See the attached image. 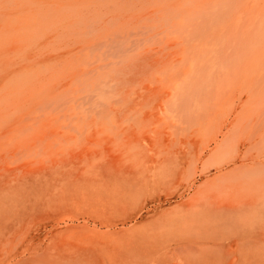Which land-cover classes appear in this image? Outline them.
Here are the masks:
<instances>
[{
    "label": "bare ground",
    "instance_id": "bare-ground-1",
    "mask_svg": "<svg viewBox=\"0 0 264 264\" xmlns=\"http://www.w3.org/2000/svg\"><path fill=\"white\" fill-rule=\"evenodd\" d=\"M94 1L91 0V2ZM242 1L245 2V0ZM238 2L237 4H239ZM70 4L72 5V3ZM261 4H263V0ZM86 5H88L87 0L85 11H87L89 6L86 7ZM219 7L221 8V5ZM226 8L225 11L227 10ZM240 8H242L241 5ZM47 9L48 11L50 10V3L49 8L47 5ZM247 9L246 17L249 16ZM48 11L45 13L53 14V11ZM77 11L76 9V13ZM89 12L90 10L87 13ZM257 12L256 14L260 18L259 10ZM22 13L19 11V14H15L17 15V20L21 22V24H16L17 30L24 26L31 28V23L36 16V14L33 16L28 12L27 14ZM43 13L41 14L42 16ZM243 13L241 18L244 20L246 18H243ZM54 14L55 18L56 13L54 12ZM59 14L62 13L59 12ZM256 14L255 16H257ZM12 15L14 16V14ZM12 15H8V17L10 16L9 18L6 17L8 18V23L5 18L6 25L12 23L10 21ZM44 15L46 16V14ZM45 16L43 19L47 21L45 19L47 16ZM65 17L67 16L64 15L62 21ZM78 17L83 18V15ZM261 17H263V14ZM213 18L214 20L209 25L211 30L209 32H206V29H204L206 25H204L202 32L192 31L188 36L184 35L182 39L179 36L167 38L168 36L164 35L168 44L171 41L175 42V45L182 44L176 50V53H179L177 58H168L165 55L160 57L155 63L138 62L141 54L147 51L148 43L151 42L152 47L163 46L158 43L161 40L158 37L160 32L157 34H150V32L141 34L132 31L133 33L131 34H124V32L122 34L121 32L120 34H104L99 37H89L87 40L88 46L86 44L74 48L76 51L72 53L76 55V61L72 60L74 65L71 66L72 68L74 67V71L72 70V74H74L72 84L74 83V85H71V82L70 85L68 84L69 86L67 84L66 86L57 82L49 83L48 81L47 84L43 83V81L42 83L34 81L30 83L27 80L26 82L13 85L5 84L1 86L0 84V154L3 151H5V154L7 153V147L14 137H17L15 136L16 134L25 132V138L27 136L29 138L30 135L33 136L34 133L27 129L34 126L38 128L41 126L37 131H43L46 126H53L57 131L74 132L73 135L78 136V139L86 138V136L88 137L96 131L104 135L103 138L96 139L85 145V147L78 148L77 145H74V152L70 154H68V150L66 151L67 153H57V151L54 153L56 155H50L49 158L45 155L46 152L43 149L44 142L47 140L39 142L41 140L35 137L41 132L39 134L36 133L34 135L35 138L30 136L34 140H39L38 143L37 141L36 143H30L33 141L32 138L30 139L31 141L27 138V142L23 141L24 139L22 140V138L19 139V137H17L18 141L17 138L14 139L15 143L21 140V146L23 144L22 141L25 144L27 143V145L21 152H14L15 154L20 152V156L16 159L17 163L11 164L14 161L11 162L10 160V163L9 158L0 159V177L7 178L16 172L15 174L19 173L24 177V181H14L11 186L0 188V210L5 207L17 211V214H14L15 216L9 217L6 214L9 217L8 220L21 223L27 221L31 225H13L11 230H0V264H264V108L261 109L263 105L260 104L264 103V99L262 97L259 100L262 95L258 99L256 98L257 100H253L254 98L251 97L248 105L245 103L247 106L244 104V108L239 110L234 101L235 99L228 98L230 100H227L224 98L223 93H220L222 87L220 70H225L222 71L225 72V75L221 76V78L224 77V82L229 81V79L234 77L236 65L240 64V61L238 63L237 60V51H245V54L243 53L244 56L247 55L248 51L264 50V38H258L259 41L255 40L256 42H254L246 36L243 38L248 28L244 29L246 31L243 32L238 31L239 35L244 33L239 37L243 46L239 47L241 44L238 45L237 34L235 33V35L232 29L231 31L230 29H225L227 25L223 27L221 22L216 20V16ZM232 18L234 19V17ZM255 20L248 18V20H245V22L247 21L246 26L250 27V21L255 23ZM13 22L15 23L14 20ZM260 22L263 23V21L258 23ZM38 24L37 26L41 31L43 27L40 28ZM41 24H44L45 27V22ZM52 24L55 25V23ZM232 27H234V24ZM235 30L237 31V29ZM251 30V34L255 33L253 32L254 29ZM62 31L63 29L60 31L63 34ZM41 32L38 31V34ZM65 33H69V31ZM61 35L60 38L62 37ZM106 41L107 43L103 44L106 49H101V52L96 51V44L102 45ZM92 45H94L93 48H96L95 50L91 48ZM106 45L109 47L107 48ZM170 46L173 45L171 44ZM150 47L148 48L150 49ZM120 52L122 54H117ZM22 54L24 53L22 52ZM147 54H150V52ZM249 57L251 59V56ZM28 59H33V57ZM262 59L263 57L260 58V61ZM254 61L257 62L256 60ZM241 62L247 64L250 61L244 56ZM2 65L5 64H1L0 67ZM254 66L256 65L254 64ZM45 67L47 68L46 65ZM66 67L68 68V65ZM239 68L237 73L240 74ZM30 69L32 68L28 67L27 71L23 70V72L25 71L29 74ZM249 69L248 71H250ZM14 71L11 73L16 74ZM16 71L18 72V70ZM35 71L38 72V67L37 70L35 68ZM30 72L31 74L33 73L32 70ZM37 72H35V76ZM58 74L57 72L56 75ZM64 75H67V72ZM145 80H149V82L151 81L152 84L154 83L157 86L169 87L162 95L165 107H160V111L159 109H151V112L150 109L146 108L147 102L144 103V100L137 99L138 95L132 96V88L140 86ZM228 87L226 86V88ZM172 89L175 90L174 94L176 96L174 98L171 97L170 93L167 94ZM64 95L66 100H72L73 102H71L72 106L69 107L72 112L70 115L67 114L69 118L66 115V117L62 115V111L67 107L65 106L66 104L63 101L64 105L59 102L64 99ZM22 97L27 99V103L23 107H18L16 104L19 101L17 99L16 101L18 102H15V99L21 98L22 100ZM146 99L148 100V98ZM160 101L162 102V100ZM58 102L64 106V109L60 108L61 104H57ZM13 103L16 104L14 105ZM259 104L261 105L260 109ZM55 105L60 106L58 107L59 110ZM67 105L69 104L67 103ZM150 107L154 108L151 105ZM173 113L180 116L183 123H179L175 127L171 123L173 128L167 129V131L160 128H144V130L141 128V121L148 118L160 120L162 114L171 120L173 119L171 117L175 116ZM64 117L65 119H62ZM99 123L102 127L113 125L111 129L115 127L116 131H112V133L101 131ZM42 126H45L44 129H42ZM50 127L47 129L51 130ZM48 130L43 131L44 135L42 136L45 137L50 132H47ZM64 131L63 133H55V135L60 133L58 139L63 138L67 134ZM22 135L20 134V137ZM49 136H52V134ZM53 137L49 138L54 139ZM114 137L121 141L119 148L109 143ZM156 137L159 140H168V142L166 141L167 144L160 148L161 150L157 148L158 152L156 155H151L150 151L155 146L154 140ZM49 138L48 140H50ZM78 139L76 141H79ZM85 140L82 139L84 142ZM28 141H30V144H28ZM53 141L55 143L58 142ZM177 141L179 142L178 144L185 142V149L181 148L182 151L180 150L184 152L182 155L174 149V144ZM64 142L66 143V141ZM211 144H214V146L205 160L203 157L207 149L211 147ZM162 145L164 144L160 143L159 146ZM14 146L16 145L14 144ZM14 146L10 147L14 148ZM50 147L46 146L47 150ZM22 148L24 147L22 146ZM100 149L106 152V156L105 158L97 159L94 157L93 152ZM10 155L6 156L12 158V155ZM144 156L146 157L144 158ZM201 164V172L213 168L216 174L214 177H212L214 174L211 177L209 176L211 179L204 182V185L198 189L196 188L197 190L192 189L193 191L195 190L192 197L184 198L185 192L195 184L196 173L200 170ZM54 169H58L57 172L60 176L57 177L50 174V171ZM13 177L16 176L14 175ZM22 177L20 178L22 179ZM120 183L126 184L128 195L133 196L135 201L137 199L138 203L141 202L140 193L166 187L173 188V195L179 193L178 201L180 203L177 205V209H173L172 217L171 214L165 215L166 211H164L161 215L160 224L156 225H151V222H149L150 225L145 223L138 227L134 226V223L132 225L122 224L121 227H118L119 225H108L110 227L103 230L96 225L92 229H84L85 223L81 230L72 232L69 229L73 225H60V220H56V217L64 212L63 208L65 206L63 207V205L66 204V207H68L67 202L70 201L66 195L58 196L56 194H60V190L61 192L68 190L74 195V199L77 200L78 196L84 199L83 203L80 204L82 207L83 205L87 207L95 218L106 217L108 220L114 221V224H118L116 218L119 216V211L126 208L129 202L132 203V201L127 199L129 196L122 197L115 193V191L118 192L115 187ZM52 187H56L59 192L55 190L58 193L53 194ZM26 193H34L39 201L35 200L34 204H30V201L24 198ZM2 197L9 198V201L5 202ZM213 202L230 207L232 215L228 217L226 214H214L208 210L209 208L201 211L197 210L199 207L197 208L196 205ZM187 203L194 205L193 207H196V211H192L190 207L183 206ZM77 204L78 207H81L79 202ZM75 206L76 204L71 208ZM170 207L172 206L168 208ZM75 208L80 214L79 208ZM64 209L67 210L66 208ZM81 213H84V210ZM93 215L89 214L92 217ZM169 215L171 218H168ZM81 216L84 215L81 214ZM121 218L123 219L124 216ZM48 219L56 221L58 224L53 225L50 230L47 236L49 241L46 242L41 239L35 241L36 236H31L32 229L37 227L39 230L42 226L40 224ZM120 219L119 221H121ZM61 220V222L68 224L67 220ZM99 220L103 221L102 219ZM195 223L201 225H194ZM233 224L238 226L240 234L232 232L230 226ZM88 225L86 224V226ZM219 226L225 228L224 234L217 232ZM197 228H200V231H197ZM153 230L156 231V235L150 233ZM6 235L7 237L5 238ZM11 240L17 241L18 245L15 250L8 251V247H5L6 242ZM211 242L218 243V246H215L216 249H210L212 244L209 245L210 247L206 246L207 243ZM191 251L197 252L189 256L188 253Z\"/></svg>",
    "mask_w": 264,
    "mask_h": 264
},
{
    "label": "rangeland",
    "instance_id": "rangeland-1",
    "mask_svg": "<svg viewBox=\"0 0 264 264\" xmlns=\"http://www.w3.org/2000/svg\"><path fill=\"white\" fill-rule=\"evenodd\" d=\"M75 1L76 0H29V1L28 0H0V66H1V64H5V65H2V67L4 66L5 68L0 67L1 68V70H0V84H1V86L5 85V84H12V85L15 83L18 84V83L26 82V80H27V82L29 81L30 83L34 82V81L37 83H42V81H43V83L48 84V81H49V83L57 82V83H61L64 85H66V84L70 85V82H71V85H74V83L72 84V82L74 81V74H72L74 71V67L73 68L71 67L74 65V62H72V60L74 61L76 59V55H74L76 50L74 48L78 47L79 45H86L88 42L87 40L91 36L92 37L93 36L99 37V36L104 35V34H110V35L111 34H120V32H121V34H122V32H124V34H127V33L131 34V33H133L132 31H135V33L139 32L141 34H144V33L148 34L149 32H150V34H155V33L157 34L158 32H160L159 34L161 37L159 35H158V37L161 38V40H159L158 43H160L163 46L159 47L157 45L156 47H152L151 42L148 43V47L151 46L150 47L151 50L148 47H147L148 49L146 48V50H147L146 52L145 51L143 52V50H141L143 53L138 58V62H143V63H150V62L155 63L160 59V57H164L165 55L168 58L169 57L170 58H177L179 53H176V50H178L182 46V44L181 45L180 44L175 45L176 43L173 41H171L168 44L166 42L165 36H168L167 38H171V36H179L182 39L184 35L188 36V34H190L192 31L197 30L200 33V32H202V30L206 29V32H209V31H211L209 25L211 24V21L214 20L213 17H215V16L217 18L216 20L220 21L223 27L225 25L228 26L230 24L228 27L226 26L225 29H227V30L230 29V31L232 29L234 34L235 33L237 34V35L235 34L238 37L237 41L239 40V37L244 34V33H242L241 35H239L238 31L243 32V31H246L244 29H247V28H248L247 29L248 31L245 32L243 38H245V36H246L247 38H250L254 42H256L257 40L259 41L260 38H264V36H262V35H264V33H263V31H264V18H263L264 17V0H263V4H261L262 0H259V1L258 0H254V1L253 0H245V2L240 0L242 2V4L239 0H234V1L233 0H170V1L169 0H95L94 2H91V0H87L88 5H89V6L86 5V7L88 6L87 11H85L86 10V8H85L86 0L85 1L84 0H77L76 2ZM79 1H80V3H79ZM83 1H84V4H83ZM34 2H35V4H34ZM234 2H236V3H234ZM237 2L241 5L242 8H240V5L237 4ZM49 3H50V10L53 11V14L51 13V15L49 13H45L46 11H48L47 5L49 8ZM70 3H72V5ZM224 3H227V4H224ZM252 3H254V4H252ZM222 4H224V5H222ZM79 5H81V6H79ZM82 5H83V7H82ZM165 5H166V8H165ZM220 5H221V8L219 7ZM256 5H257V7H256ZM227 6H229V7H227ZM230 6H232V7L230 8ZM235 7L237 8V10ZM79 8H80V10H79ZM81 8H82V10H81ZM219 8L222 10H220ZM225 8L227 9L226 11H225ZM252 8H253V10H251ZM257 8L259 10V17L260 18H258V15L256 14V13H258L257 12L258 10H256ZM259 8L260 9L262 8V9L260 10ZM59 9H60V11H59ZM76 9L78 10L77 11L78 14L76 13ZM246 9H247V13L249 14V16H247V17H246ZM50 10L48 12H50ZM56 10H58V11L56 12ZM74 10H75V13H74ZM89 10H90V12L87 13ZM155 10H156V12H154ZM8 11H11V12H8ZM19 11H20V13L23 12L25 14H27V12H28L29 14H32L33 16H34V14H36V16L34 17V20L31 23V28L24 26L23 28L21 27L20 29L17 30L16 24H19V23L21 24V22H19V20H17V15H15V14L16 13L19 14ZM41 11H42V13L44 12L43 16L41 15L42 14ZM224 11H225V14H224ZM54 12L56 13L55 18H54V16H55ZM59 12L62 14H59ZM65 12H66V14H65ZM81 12H82L83 18H80V17L77 18V16L82 17ZM70 13H71V15H70ZM233 13H234V16H233ZM242 13H243V18H246L244 20L241 18ZM253 13H254V15H253ZM12 14H14L15 18ZM44 14H46L47 17ZM255 14L257 16H255ZM262 14H263V17H261ZM8 15H12V19L15 21V23H14L13 20L10 19V21H12L11 24L15 25V26L12 25L13 28L11 27V24L6 25V20L10 17V16L8 17ZM40 15H41V17H40ZM58 15H59V17L57 18ZM64 15L67 17H65L62 21V18L64 17ZM229 15L230 16L232 15V16L230 17ZM235 15H236V17H235ZM238 15H239V17H238ZM44 16L46 17L45 19H47V21H49V22H47L43 19ZM253 16H255L258 20ZM6 17H8V18H6ZM232 17H234V19ZM3 18H4V20H3ZM5 18H6V20H5ZM238 18H240V19L238 20ZM248 18L253 19V20L256 19L257 21L255 20V23L250 21V27H247L246 26L247 21L245 22V20H248ZM37 19H39V20L36 21ZM50 20H52V21L50 22ZM57 21H59L60 24L57 23ZM232 21L234 22L233 23L234 27H232L233 26ZM259 21H263V23L262 22L258 23ZM43 22H45L46 28L44 27V24L43 25L41 24ZM3 23H5V24H3ZM7 23H8V20H7ZM36 23L37 24L39 23L38 25H40V28L43 27L45 29L43 30V28H42V30H41L42 32H41ZM52 23H55V25H53ZM48 24H50V25H48ZM65 24H66V26H65ZM255 24H257V25H255ZM47 25H48V27H47ZM204 25H206V27L203 29ZM61 27L63 29V31H62L63 34L60 32L62 30ZM229 27H231V28H229ZM30 29H31V31H30ZM235 29H237V31ZM251 29H254V31H253V32H255V33H253L254 35L251 34V32H252ZM16 31H17V33H16ZM35 31H37L36 34H34ZM38 31L43 33V34H41V33L38 34ZM67 31H69V33L64 34V32H67ZM13 34H14V36H13ZM40 34H41V36H40ZM57 34H58V36H57ZM60 35L62 36L61 38H60ZM252 35L255 37L253 38ZM42 36H44V37H42ZM32 38H33L34 42L32 41ZM63 38H64V40H63ZM243 38L241 37V39H243ZM35 39H37V40H35ZM31 42H33V43L31 44ZM35 42H36V44H35ZM106 43H107V41L105 43H102V45L100 43H99L100 45L96 44L97 49L95 47L93 48L94 45H92L91 48H93L94 50L96 49V51L101 52V49H103V50H104V48L106 49L105 45H103ZM238 43H239L238 45L241 44L239 47L243 46V43L240 40ZM171 44L173 46H170ZM88 45L89 44H87V46ZM108 47L109 46H107V48ZM93 49H91V50H93ZM151 51H153V52H151ZM22 52L24 54H22ZM69 52L70 53L74 52V53L70 54ZM149 52H150V54H147ZM250 52L251 51H248L247 55H244V56L251 63L249 62L247 64H244L241 62V60H242V57H244L243 53L245 54V51H243V52H242V50L237 51V56H238L237 60H238V63L240 61V64L236 65L237 70H236V68L234 69V71H236L234 74V77H233L234 79L231 78V79H229V81L224 82L225 81V80H223L224 77L221 78V76L225 75V72H222L225 70H220V72H221L220 73V75H221L220 80L222 82V87L220 89V93L221 94L223 93L224 98H226L227 100H230V99L234 100L235 99L234 101L237 104V108L239 110L244 108L245 103L248 105L249 101L251 100V97L254 98L253 100H257L262 95L259 98V100L262 97L264 99V96H263V94H264V68H263L264 67V50L260 49V50L252 51L251 53ZM25 53H27V54H25ZM252 53H253V55H252ZM254 53H256V54H254ZM35 54H36V57H35ZM117 54H122V52L117 53ZM241 54H242V56H241ZM67 55H69V56H67ZM21 56L24 58H22ZM70 56H73V57H70ZM249 56H251V59ZM261 56L263 57L262 61H260V58H262ZM29 57L30 58L33 57V59L29 60L28 59ZM252 57H254L253 60H252ZM254 60H256L257 62H255ZM54 61H55V63H54ZM14 62L15 63L17 62V64H15ZM252 62H253V64H252ZM259 63H261V64H259ZM6 64L7 65L10 64V65L7 66ZM47 64L50 66H48ZM248 64H249V66H248ZM254 64L256 66H254ZM39 65H40L41 69L39 68ZM45 65L47 66V68L45 67ZM55 65H56V67H55ZM67 65H68V68L66 67ZM69 65L71 67V70H70ZM32 66L34 67V69ZM35 66L38 67V72L41 71L42 73L41 72L38 73L37 71H35V68L37 70V67H35ZM257 66H259V67H257ZM28 67L32 68V69H30V71L32 70L33 76L29 70H28L29 74H28V72H25V71H27ZM49 68H51L50 69L51 71L49 70ZM238 68H239V72L241 71V73H242V77H241V73L240 74L237 73ZM68 69H69V71H68ZM248 69L250 71H248ZM16 70H18V72ZM23 70H25V71L23 72ZM242 70H244L243 71L244 74H243ZM255 70H256V72H255ZM13 71L16 74H14V73L12 74L11 72H13ZM34 71L37 72V75H36L37 77L35 76ZM57 72L59 73L58 75H56ZM66 72H67V75H69V76L64 75V74H66ZM247 72H248V74H247ZM24 74H26V75H24ZM53 74H55V75H53ZM43 75H45V76H43ZM51 76H53V77H51ZM244 77H246L247 79L246 78L244 79ZM31 78H32V80H31ZM239 78H240V81H239ZM16 79H17V81H16ZM75 79H76V77H75ZM232 79L235 81H233ZM231 80L233 81V83ZM244 80H246V81H244ZM147 83H149L148 84L149 87H148V85H145ZM223 83L225 84L224 86H223ZM142 84H144V85H142ZM142 84L140 86H134L132 88V96L138 95L137 99L144 100L143 101L144 103L147 102L146 108L150 109L151 112H152V110H158V109L160 111V107H165L164 101L162 99V97H163L162 95L164 92H166V90L169 87L157 86L154 83H153L154 84L153 85L151 81L149 82V80H145ZM226 86H229V87L231 86V87H230V89H228L229 87L226 88ZM232 86H233V88H232ZM137 90H138V93H137ZM174 92H175V90L172 89V90H169L167 92V94L170 93L171 97L174 98V96H176L174 94ZM253 94H255V95H253ZM145 98H148V100L147 99L145 100ZM228 98H230V99H228ZM17 99L19 102L16 101ZM64 99H65V95H64ZM64 99H62L59 102L62 103V101H63L66 104L65 106H67V107H65L66 109H64V106H63L64 103H62L63 105L60 103L61 107L56 106V105L55 106L57 108L60 107L61 109H64L63 111L61 110L63 112L62 115H64V116L66 115L67 118H69V115L72 112V110L69 107L72 106L71 104L73 102H72V100H66L65 99L66 100L65 101ZM24 100H25V102H23ZM160 100H162V102ZM69 101H70V103H69ZM15 102H18V103L17 104L13 103L14 105L16 104L18 107H23L25 105V103H27V99L24 97H22V100H21V98H16ZM59 102L57 104H59ZM66 102L69 105H67ZM156 102H158V103H156ZM157 104H159L160 106ZM260 104L264 106V103H260ZM150 105L154 106V108L150 107ZM261 105H260L259 109L261 108ZM263 106L261 109L264 108ZM155 107H158V108H155ZM58 110H59V108H58ZM67 114H69V115H67ZM173 114L175 116L171 117V118H173V119H171L172 121L170 120L169 117H166L163 114H162V118H160V120L155 119V118H151V119L148 118L147 120L141 121L140 122V124L142 125L141 128L143 130H144V128H148V129L160 128V129H165L166 131H167V129L170 130L171 128L175 127V125L177 126L179 123H183L180 116L176 115V113H173ZM65 117L62 119H65ZM171 123L173 124V127H172ZM112 126L113 125H107V126L102 127L101 124L99 123V127H100L101 131H109V133H112V131L113 132L116 131L115 127H114V129H111V128H113ZM44 127L42 129H44ZM49 127L50 126H46L45 129L48 130ZM30 128H35V129H30ZM30 128L27 130H30L31 133H34L33 136L30 135L32 137H34V135L36 133L39 134L41 132L39 134L41 136H39V135L35 136V137H37V139H39L41 141H39L37 139L34 140L30 136L28 138V136L26 135L29 140L31 138L33 140V141L30 140L31 142L28 141V144H30L32 142L36 143V141H37V143H38V141L44 142L46 139L47 141H49L48 142L49 144L48 143L46 144L47 141L44 142L46 144V146H49V147L53 146L52 148L50 147V149L48 148V150H47V148L44 144L43 149H44V152H46L45 155L48 158L50 155H56L54 153L57 151H58L57 153H62V152L67 153L66 151L68 150L69 151L68 154H70V153L74 152V145H77L78 148H81L83 146L85 147V145L89 144L90 142H92L96 139H101L104 136L103 134H101V133L99 134L98 131H96L97 133L96 132L93 133L92 134L93 136L89 135L88 137L86 136V138H82V139H86L84 142V141H82V139H78L79 138L78 136H74L73 135L74 132L63 130L64 133L65 134L67 133V134L64 135L63 138L58 139V136L60 137V133H58L59 135L56 134L57 136L55 135V133H57V132L63 133V131H57L55 129V127L51 126L50 127L51 130L47 131V132L50 131L51 133L49 132L45 136V137H47V136L48 137L45 138L44 136H42V135H44V132L46 131L45 129L43 130L44 132L43 131H37V129H40L41 126H40V128L35 127V126L30 127ZM69 132H70V134H68ZM20 134L21 135L23 134V135L20 137ZM20 134H16L15 136L19 137V139L22 138V140L24 139L23 141L27 142L26 141L27 138H25V132L20 133ZM51 134H52V136H49ZM71 134H72V136H71ZM69 135H70V137H68ZM38 136H39V138H38ZM17 137H14V139ZM49 137H51V138L53 137L54 139H50ZM66 137H68V138H66ZM48 138L50 140H48ZM75 138H76V140L78 139L79 141H76V140L74 141ZM62 139H64V140L62 141ZM13 140L8 145L9 148L7 147V151H6L7 153L5 154L4 153L5 151H3V153L0 154V159H3V158L8 159L9 158V162H10V160H11V162L14 161V163L10 162L11 164L17 163L16 159L20 156L21 150L25 149V147L27 145V143L25 144L22 141V143H23L22 146L24 147V148H22V146L20 144L21 140H20V142H18L20 144L19 145L17 143V141H18V138H17L16 143L18 144V146L15 143V140L14 141ZM51 140H52V142H51ZM53 140L58 141V142L55 143ZM155 140H154L155 146H153V149L150 151L151 155H154V154L156 155V153L158 152V149L165 146L168 142V140H166L167 142L165 140H161V139L159 140L158 137H156ZM64 141H66V143ZM12 142H14L13 145H12ZM50 142H51V145H50ZM74 142H76V143L74 144ZM109 143H110V145H112L116 148H119L121 146V141L117 137L112 138V140ZM160 143H163L164 145L159 146ZM178 143H179L178 141H177V143L175 142V144H174L175 148L174 149H175V151L179 152L180 155H182L184 152H181L182 151L181 148L183 150L185 149V147H184L185 142H182L180 144H178ZM14 144L16 146H14ZM68 145H69V147L66 148V146H68ZM10 146H14V148H12ZM19 146H21V147H19ZM210 146L211 147H209L207 149V151L203 157V159L205 158V160L207 159L208 155H210L211 149L213 148L214 144H211ZM27 148H28V146H27ZM8 149H10V150H8ZM15 151H17V152L20 151L19 153H17L18 156H17V154H15L16 153ZM9 154L12 155V158H10L9 156H6ZM93 155L95 158L101 159V158H105L106 152H104L103 150L100 149V150H96L95 152H93ZM3 156H5V157H3ZM145 157L146 156H144V158ZM13 159H15V160H13ZM200 167H201L200 170H198L196 173L195 184L193 185L192 188L188 189L187 192H185L184 198L188 199V198L192 197L195 193V190L193 191L192 189H196V188L198 189L200 186L204 185V182L211 179L210 177L213 174L214 175L212 177H214L216 174L215 169H213V168H210L209 169L210 171L205 170L204 172L203 171L201 172L202 164L200 165ZM57 170L58 169H54V170L50 171V174L55 175L57 177L60 176V174L57 172ZM199 172H201V173H199ZM15 173L16 172H14L11 175H13V176L15 175L16 177H13V176L11 177V175L8 176L7 178L0 177V188L9 187L12 185V183L14 181H24V177H22L21 174L17 173L18 174V176H17V174H15ZM20 177H22V179ZM12 178H13V180H11ZM202 178L204 181L202 180ZM7 179H9V180H7ZM1 180H2V182H1ZM199 181H201V182H199ZM197 184H199V185H197ZM195 185H197L198 187ZM55 190H58V189L56 187H52V193L53 194H56L59 192V190H58V192ZM115 190H118V192H116ZM115 190H114L115 193L122 196V197H124V196L128 197L129 196L127 193L128 187L124 183L118 184L115 187ZM163 190H164V192L166 190V192L165 193L162 192ZM0 192H1V190H0ZM172 192H173V188L166 187V188L157 189V190H154L151 192L140 193V195H141V197H140L141 202L140 203L137 202V199L135 201L133 196L132 197L129 196L127 199L129 201H132V203L129 202V204L126 206L127 209L123 208L118 213L119 216H121L123 214L121 217L124 216V218L122 219L120 217L121 218L120 219L118 216L116 218V222H118V224H114V221L108 220L106 217H104V218L100 217L99 218V219H102L103 221L99 220L98 218H95L94 215L90 212V210L87 207H84V205L82 207V205L80 204V203H83V201H84V199L82 197L78 196L77 200H76L73 198L74 195L71 194L68 190L62 191V192L60 190V194L58 193L56 195H58V196L66 195V197L70 201L67 202V204L69 205L68 206L69 208L66 207L67 206L66 204H64L63 207L65 206L64 208H66L67 210H65L63 208L64 212L62 214H60L58 217H56V220H58V221L60 220V225H73L69 229L72 232L81 230L82 226L85 223L89 224V225L86 226V224H85L84 229H92L94 227V225H96L103 230L108 229L110 227L108 225H119L118 227H121L122 224L123 225H132L134 223L133 225L138 227V226L144 225L145 223H147L146 225H150L149 222H151V225H156V224H160V221L162 219L161 215L164 213V211H166V213H164L165 215L171 214V217H172V214L174 212L173 209L174 208L177 209V207H178L177 205L180 203V201H178V194L179 193L177 195H173ZM168 193H169V195H168ZM2 198L4 199L5 202L9 201V198H6V197H2ZM24 198L28 199L30 201V204H34L33 202H35V200L39 201V199L36 198V195H34V193H26L24 195ZM146 201H148V202L145 204ZM78 202L82 208L77 206ZM136 202H137V204H136ZM73 203L76 204L75 207L79 208L78 210H80V214H79V211H77V209L75 207L71 208L74 205ZM133 203H135V204H133ZM171 203H173V204H171ZM165 205H167L168 207L169 206H172V207L168 208ZM183 206L192 208V211H196L195 210L196 207L197 208L199 207V209H197V210H200V211L205 209V208L206 209L209 208L208 210L214 214H224V215L226 214V216H228V217L232 215V209L230 207H225V206L220 205V204H215L214 202L209 203V204L208 203L201 204V205L198 204V205H196L195 208L193 207L194 205H192L190 203H187ZM160 207H162V208H160ZM160 209H162V210H160ZM82 210H84V213H81ZM132 211H133V213H132ZM161 211H162V213H161ZM197 212H199V211H197ZM15 213L17 214V211L2 207V209L0 210V230H2V229L11 230L13 228V225H15V226L16 225H31L30 223H27V221H23V223H21L19 221H11V220L9 221L8 218L11 216H15L16 215ZM6 214H8L9 217ZM81 214L84 216H81ZM89 214L93 215V217L89 216ZM137 214H139V215H137ZM140 215H141V217H140ZM152 215H153V217H152ZM70 217L72 218V220ZM171 217L169 215L168 218H171ZM61 219L67 220L68 224H65V222H61L62 221ZM119 219L121 221H119ZM144 219H147V220H144ZM6 220H7V222H6ZM137 220H139V221H137ZM6 223H8V224H6ZM40 225H42V226L39 230L37 227H34L32 229L31 236H33V235L36 236L35 241H38V239H41V240H44L47 242V241H49L47 236L49 235V232L52 229L53 225H58V224L56 221L54 222V221H51V219H48L47 221L42 222ZM194 225H201V224L195 223ZM230 227H231L233 233L235 232V233L240 234L239 228L237 225L233 224ZM218 229L219 230H217V232L219 234H224V232L226 231L225 228L222 226H219ZM198 230L200 231V228H197V231ZM194 232H196V231H194ZM45 233H46V235H45ZM150 233L152 235H156L155 230L151 231ZM43 236H44V238H43ZM6 237H7V235L5 236V238ZM8 242H6V246H5L6 248L7 247L9 248V249L7 248V250L8 251L15 250L16 246L18 245L17 241L11 240ZM211 244H212V247L210 249H216L215 246H218V243H216V242L207 243L206 246L208 247ZM195 252H197V251H195ZM195 252L191 251L188 254H189V256H191L190 254H193V253L195 254ZM222 260H223V258H222Z\"/></svg>",
    "mask_w": 264,
    "mask_h": 264
}]
</instances>
